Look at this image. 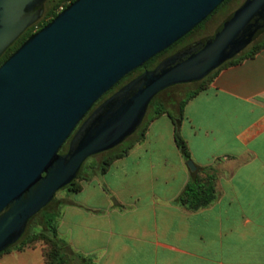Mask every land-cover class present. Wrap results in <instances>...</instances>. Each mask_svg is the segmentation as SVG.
<instances>
[{
  "label": "water",
  "instance_id": "obj_1",
  "mask_svg": "<svg viewBox=\"0 0 264 264\" xmlns=\"http://www.w3.org/2000/svg\"><path fill=\"white\" fill-rule=\"evenodd\" d=\"M45 1L0 0V53L40 17ZM225 1L74 0L2 63L0 253L22 237L28 220L76 178L87 158L138 129L159 92L201 81L264 32V0H246L212 36L145 70L84 119L121 79ZM187 165L195 170L192 161Z\"/></svg>",
  "mask_w": 264,
  "mask_h": 264
},
{
  "label": "crops",
  "instance_id": "obj_2",
  "mask_svg": "<svg viewBox=\"0 0 264 264\" xmlns=\"http://www.w3.org/2000/svg\"><path fill=\"white\" fill-rule=\"evenodd\" d=\"M182 116L180 135L194 166L215 173L217 199L195 212L175 204L191 170L165 111L125 157L60 197L57 234L73 252L91 264H264V48L221 68ZM0 264L45 262L26 247Z\"/></svg>",
  "mask_w": 264,
  "mask_h": 264
},
{
  "label": "trees",
  "instance_id": "obj_3",
  "mask_svg": "<svg viewBox=\"0 0 264 264\" xmlns=\"http://www.w3.org/2000/svg\"><path fill=\"white\" fill-rule=\"evenodd\" d=\"M73 1L74 0H54L52 6L49 8L47 13H45L40 27L46 25L53 18H55L56 15L60 12L59 10L60 8L61 9L66 8ZM263 48H264V40L250 44L240 54L223 63L220 67L209 73L201 81L196 82L197 87L191 90V92L187 95L185 100H181L179 102L178 113L176 115L169 114V117L171 118L174 126V141L184 161L186 162L191 161V156L187 148V145L184 139L182 138V136L180 135V123L183 118L182 112L186 102L192 97H194L199 91L203 90L206 87L208 80L211 79L212 76H214L221 68L228 65L239 63L246 58H250ZM164 52L156 55L154 58L148 61L144 66H142L143 69H145L147 65L151 64L156 58L161 56ZM138 70L141 71L142 68L140 67L138 68ZM164 112L165 111L163 110H159L157 112H154V114L148 117V119H146L145 121L143 120L140 126L138 127V129L125 141H123L117 147L108 150L106 152H103L105 156L102 159V162L94 165L92 168L96 169V171H98V173L100 174L105 173L108 170L109 166L115 160L125 157L136 144L140 143L143 140L150 121L154 117L159 116ZM66 151H67V147L62 146L59 151V154H65ZM83 180H85V176H80L78 173L76 178L63 189H65L70 194L78 193L82 188L81 182ZM216 199H217L216 175L212 171V168L195 167V170L191 171L190 173L189 181L187 182V184L185 185L184 189L179 194V196L175 199V204L181 206L182 208L188 211L195 212L198 211L199 209L209 206ZM42 217H43V227H44L43 230L28 235L27 237H24L22 235V237L15 244L7 248L5 251L1 252L0 256L5 253H9L13 250L19 251L26 247H34L33 246L34 243H36L37 241H42L46 244V248L41 250L45 264H91L90 260H87L84 256L77 254L76 252H73L69 248L68 244L64 240L58 237L57 219L59 217V210L55 209V211L52 212L45 211Z\"/></svg>",
  "mask_w": 264,
  "mask_h": 264
},
{
  "label": "rangeland",
  "instance_id": "obj_4",
  "mask_svg": "<svg viewBox=\"0 0 264 264\" xmlns=\"http://www.w3.org/2000/svg\"><path fill=\"white\" fill-rule=\"evenodd\" d=\"M246 0H227L221 6L217 8V10L206 19L205 22L201 23L198 27L192 30L187 36L182 38V40L178 41L176 44L167 49L161 56L156 58L151 64L147 65L145 70L153 69L160 61L164 58L174 54L181 48L196 42L202 38H206L211 36L216 28L225 20V18L232 14L235 10H237ZM50 4L46 5V8ZM264 40V32L253 42L257 43ZM197 87L196 83L193 84H180L174 85L164 89L159 92L149 103L148 109L146 111L144 121L148 119V117L152 116L154 112L159 110H163L168 112L171 115H176V111L178 109V104L181 100H185L187 95L191 92V90ZM105 154L100 153L95 156L87 158L81 166L79 171L80 176L92 175L96 172V169L92 167L96 164L102 162ZM67 192L65 189H60L54 195L52 202L47 205L44 209L39 211L36 215H34L28 222L24 231L23 236L27 237L36 232H40L44 229L43 227V217L42 215L46 212L55 211L57 208L58 202L61 200L60 197ZM34 247L43 250L46 248V244L42 241H37L33 244Z\"/></svg>",
  "mask_w": 264,
  "mask_h": 264
},
{
  "label": "flooded vegetation",
  "instance_id": "obj_5",
  "mask_svg": "<svg viewBox=\"0 0 264 264\" xmlns=\"http://www.w3.org/2000/svg\"><path fill=\"white\" fill-rule=\"evenodd\" d=\"M54 0H46L44 3H43V7H42V13H41V15H40V17L33 23V24H31L30 26H28L27 28H25L12 42H10L8 45H6L3 49H2V51H1V53H0V66L2 65V63L11 55V54H13L23 43H24V41L29 37V36H31L32 34H34V33H36L37 31H39L42 27H40V25L42 24V20H43V17H44V15H45V13H47V11L49 10V8L52 6V4L54 3L53 2ZM47 4H50L47 8H46V5ZM60 10V9H59ZM63 9H61L60 11H62ZM215 12V11H214ZM229 16V15H228ZM227 16V17H228ZM210 17V16H209ZM208 17V18H209ZM226 17V18H227ZM225 18V19H226ZM206 21V20H205ZM205 21H203V22H205ZM202 22V23H203ZM198 27V26H197ZM218 28V27H217ZM216 28V29H217ZM195 29V28H194ZM193 29V30H194ZM215 32V31H214ZM189 34V33H188ZM187 34V35H188ZM214 34V33H213ZM212 34V35H213ZM187 35H185V36H187ZM211 35V36H212ZM184 36V37H185ZM183 37V38H184ZM210 37V36H209ZM207 38V37H206ZM203 39H205V38H202V39H200V40H198V41H196V42H193V43H191V44H189V45H187V46H185V47H183V48H181L180 50H182V49H185V48H187V47H190L191 45H193V44H195V43H197V42H199V41H201V40H203ZM180 40H182V38L180 39ZM179 40V41H180ZM178 42V41H177ZM176 42V43H177ZM176 43H174V44H176ZM173 44V45H174ZM172 45V46H173ZM171 47V46H170ZM169 47V48H170ZM168 48V49H169ZM180 50H178V51H180ZM177 51V52H178ZM176 53V52H175ZM174 53V54H175ZM173 55V54H172ZM171 56V55H170ZM169 57V56H168ZM167 58V57H166ZM142 68V70L140 71V70H135V71H133L132 73H130V74H128L127 76H125L123 79H121L114 87H112V89H110L105 95H103L100 99H98L97 101H96V103L93 105V107L90 109V111L85 115V117H84V119L85 118H87L90 114H91V112L94 110V109H96L100 104H102L105 100H107L109 97H111L113 94H115L117 91H119L122 87H124L126 84H128L130 81H132L133 79H135L137 76H139L140 74H142L144 71H145V69H143V67H141ZM152 70V69H151ZM193 83H196V82H193ZM193 83H189V84H193ZM149 106V105H148ZM148 109V108H147ZM84 119L78 124V126H77V128L81 125V123L84 121ZM77 128L75 129V131L77 130ZM74 131V132H75ZM73 135V134H72ZM72 135L67 139V141L65 142V144L63 145V146H66L67 148H68V144H69V142H70V139L72 138Z\"/></svg>",
  "mask_w": 264,
  "mask_h": 264
},
{
  "label": "built area",
  "instance_id": "obj_6",
  "mask_svg": "<svg viewBox=\"0 0 264 264\" xmlns=\"http://www.w3.org/2000/svg\"><path fill=\"white\" fill-rule=\"evenodd\" d=\"M60 10H61V8H60Z\"/></svg>",
  "mask_w": 264,
  "mask_h": 264
}]
</instances>
